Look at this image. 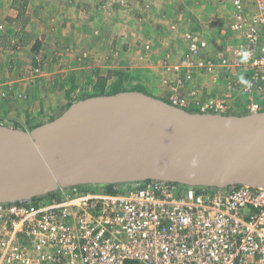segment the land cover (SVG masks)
<instances>
[{"label": "built area", "instance_id": "obj_1", "mask_svg": "<svg viewBox=\"0 0 264 264\" xmlns=\"http://www.w3.org/2000/svg\"><path fill=\"white\" fill-rule=\"evenodd\" d=\"M232 5L222 34L231 30L237 41L214 52L186 34L184 60L166 63L184 71L162 82L170 104L227 112L226 98H200L206 90L195 79L205 72L222 79L229 95H243L249 113L264 111V0ZM0 264H264V188L146 181L117 193L76 186L55 198L0 204Z\"/></svg>", "mask_w": 264, "mask_h": 264}, {"label": "water", "instance_id": "obj_2", "mask_svg": "<svg viewBox=\"0 0 264 264\" xmlns=\"http://www.w3.org/2000/svg\"><path fill=\"white\" fill-rule=\"evenodd\" d=\"M146 181L264 188V111L191 112L123 91L74 102L32 130L0 125V204Z\"/></svg>", "mask_w": 264, "mask_h": 264}, {"label": "crops", "instance_id": "obj_3", "mask_svg": "<svg viewBox=\"0 0 264 264\" xmlns=\"http://www.w3.org/2000/svg\"><path fill=\"white\" fill-rule=\"evenodd\" d=\"M113 1L118 4L117 0H0V72L3 70L2 68L6 67L13 74L18 67L21 68L27 65L30 60H34L36 54L41 55L42 47H45L48 42L50 44L54 42L58 49L69 45L68 48L79 47L85 48L86 51L88 48L95 52L104 51V49L108 51L114 43L113 39H116L114 36L116 30L113 28H116L118 22L115 11H110L112 6L114 9L116 7ZM199 1L205 2V4L199 3ZM200 6L205 9H200ZM121 7L126 8L124 5ZM129 9H132L136 15V23L141 28L139 31L143 30L139 34L140 37L158 38L159 40V38L167 37L163 34L168 33V37H176L179 41L174 39L175 42L183 44L182 37L184 35L195 34L201 39L207 40L214 52L222 43L223 26L230 27V20L235 12L232 0H227V3H223L222 0H132ZM145 13L150 16H146ZM163 13L166 16H162ZM132 17L130 16L131 19ZM209 22H218V28L210 29ZM27 23L30 24L27 25ZM201 24L207 25L203 27ZM21 30L24 33H21ZM231 34L237 38L236 33L231 31ZM214 38L218 39L212 41ZM225 39L223 45H225ZM175 42L171 43L172 46L175 45ZM161 46L166 47L164 43L160 44ZM36 49H40V53H36ZM78 53L84 52L79 51ZM175 59L177 58L174 57L173 61ZM171 60L165 58L166 62ZM180 61L178 60L174 64H178ZM199 74L200 76H198ZM196 76L198 82L210 88V98H226L230 104L229 110L238 108L243 112L247 111L246 98L241 94L229 95L226 93L225 82L221 79L218 80L215 76L205 72L198 73ZM5 77L6 80L12 79L9 73L8 75L6 73ZM216 80L220 81L218 85H214ZM18 81L12 82L15 84ZM150 81L151 85L148 88L151 92L160 91L161 96L162 93L165 94L160 84L153 83L154 80ZM2 84L4 85L5 81ZM19 84L22 86V83ZM160 95L156 94V96Z\"/></svg>", "mask_w": 264, "mask_h": 264}, {"label": "rangeland", "instance_id": "obj_4", "mask_svg": "<svg viewBox=\"0 0 264 264\" xmlns=\"http://www.w3.org/2000/svg\"><path fill=\"white\" fill-rule=\"evenodd\" d=\"M113 2L115 4L114 6L117 8L115 7L114 9L112 6L113 9L111 8L110 11H115L118 22L116 23V28H113L116 30V35H114L116 39H113L112 42L114 43L109 47L108 51L104 49V51L95 52L92 51V49L88 50L89 48L86 51L85 48H68L69 45L63 47L64 49H58V47H55L56 44L54 42L51 44L48 42L45 47H42L41 55L36 54L34 60H30L31 62L29 61L30 64L28 63L21 68L18 67L13 74H11V71H8V68L1 65L4 68H2L3 70L0 72V125L29 130L30 127L35 124L45 123L52 117L61 114L68 104L82 100L87 95L93 93V87L98 82V78L107 77L109 72L122 73L123 82L130 84V87L135 84H140L145 90L151 93L152 96L161 99L167 98L168 91L163 86L162 82L166 78L171 79L173 75H178V79L180 80L184 78V71L181 70L178 74L171 71V64H168V66L165 58L167 57V60L172 59V65L177 63L178 60H184L186 57V35L182 37L184 45L175 42L178 38L168 37V33L163 34L167 37H164V39L159 38V40L158 38L151 39L149 37L146 39L143 36L140 37L139 34L142 33L143 30L139 31L141 28L140 25L136 23V15L132 9H129L132 0L127 1V4L124 5L126 8L121 7L120 0H117L119 5L115 3L116 1ZM222 2L227 3V0H222ZM199 3L205 4V2L201 1H199ZM145 7L149 8L147 6ZM199 8L202 10L205 9L203 6ZM225 9L224 7L223 10L225 11ZM145 15L150 16L146 13ZM161 15L166 16L165 13ZM130 16H133L132 19ZM29 24L30 23H27V25ZM217 24L219 23L209 22L208 26H211L210 29H217L219 26ZM206 25L207 24H201L203 27ZM20 26L23 27L25 25ZM224 26L223 30H227L228 27ZM22 32L24 33L23 30H21V33ZM231 35L229 31L225 36L226 39L223 36L221 44H223L224 39L231 43L239 39L238 35L237 38ZM215 39L218 38H214L212 41ZM47 40L50 41L51 39ZM172 42H175L174 46H172ZM162 43H164L166 47H160ZM219 46L216 50L222 51L224 45ZM79 51L84 53H78ZM36 53H40V49H36ZM174 57L177 59L173 61ZM36 65L42 66H39V73H35L33 70ZM6 73L12 76L10 80H19L18 83L15 82L14 84V82L8 79L6 80ZM198 76H200V74ZM196 79L198 78L196 77ZM196 79L195 81H197ZM150 80H154L153 83L155 84H160L165 94L162 93L161 96L159 89L158 91L160 93L151 92L148 88L151 85ZM3 81H5L4 85L2 84ZM116 81L117 76L115 75L108 80V91H111ZM221 81L223 80L221 79ZM8 82L12 84V89H10V85L7 84ZM218 82L220 81H217L215 84L211 83L218 85ZM19 83H22V86H20ZM225 85L226 84H224V86ZM203 86L206 91L200 98H205L204 96L210 97V88L206 85ZM156 94L160 96H156ZM233 112L243 113V111L238 108L233 110Z\"/></svg>", "mask_w": 264, "mask_h": 264}, {"label": "trees", "instance_id": "obj_5", "mask_svg": "<svg viewBox=\"0 0 264 264\" xmlns=\"http://www.w3.org/2000/svg\"><path fill=\"white\" fill-rule=\"evenodd\" d=\"M113 75L117 76V81L115 82V85L111 88V91H108L109 89L107 88V86H108L107 83H108V80L111 79V77ZM129 85L130 84H126V83L123 82V74L122 73H115V72L112 73V72H109L108 75H107V77H103V78H100L99 77L98 78V82L93 87L94 92L91 93V94H89V95H87L83 99L89 98V97H93V96H99V95L118 94V93L123 92V91H141V92H144L146 94L152 95L147 90H145L140 84H135L132 87H130ZM162 99L165 100V101H167V102H169L165 98H162ZM71 104L72 103L68 104L65 107V109L63 110V112L66 109H68L71 106ZM189 111H191V112H198L197 110H193V109H191ZM248 113H249L248 111L243 112V113H234L232 110H228L224 114L225 115H229V114L245 115V114H248ZM61 114H59L58 116H60ZM58 116L52 117L49 121L54 120ZM49 121H47V122H49ZM42 124H44V123L42 122V123H39V124H35V125L31 126L29 130H32L33 128H36V127H38V126H40ZM123 186H125V185L124 184H121V185H93V186H81V187H84V188H87V189H96V190H99V191H104L106 193H117V192H119L121 190V188ZM57 193L58 192H55V193H53V194H51L49 196L34 198L32 200V202L33 201H41L44 198H55L57 196Z\"/></svg>", "mask_w": 264, "mask_h": 264}]
</instances>
